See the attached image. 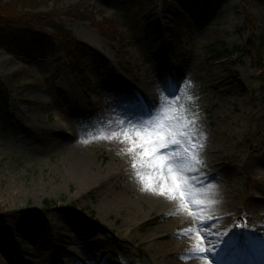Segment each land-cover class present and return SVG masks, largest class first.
<instances>
[{
	"label": "rangeland",
	"instance_id": "1",
	"mask_svg": "<svg viewBox=\"0 0 264 264\" xmlns=\"http://www.w3.org/2000/svg\"><path fill=\"white\" fill-rule=\"evenodd\" d=\"M210 2L207 17L211 24L199 27L206 11L202 0H54L42 4L35 13L52 12L60 5L61 24L82 47L78 64L53 41L45 45L43 58L29 62L11 56L0 39V78L8 83L17 73L25 74L23 82L12 89L8 115L0 121V238L8 246L7 251L0 248V264H77L71 251L86 254L91 264H179L198 256L188 252L169 261L155 244L159 235H165L167 222H156L157 214H153L151 221L132 218L135 224L130 228L125 224L127 211L103 218L100 203L106 197L114 199L115 194L127 195L126 187L133 194L143 192L136 172L150 170L132 168L142 150L128 152L123 132L130 125L154 129L163 124L167 130L175 124L173 118L180 117L175 125L179 131L187 122L183 130L193 133L189 139L181 147L162 151L174 167L191 153L201 156L192 148L200 144L204 133L220 125L234 128L225 147L219 144L231 158L246 155L250 143L256 144L261 137V130L255 134V126L256 115L264 116V66L249 54L242 56V49L253 44L264 54V0ZM77 5L85 11L83 20L63 15ZM128 12L133 16L129 23L124 18ZM179 12L186 15L185 22L177 17ZM105 20L113 23L115 39L96 28ZM89 29L102 39L94 48L84 39L90 36ZM168 32L177 42L170 41ZM216 50L228 53L220 57ZM236 52L240 57L232 55ZM162 61L173 69L183 67L186 75L180 89L157 68ZM145 74L168 85L157 109L150 107L140 85ZM89 95L98 109L107 104L114 114L107 110L109 117L102 118L89 113ZM140 105L148 110H141ZM121 106L124 112L140 109L139 116L123 117ZM57 122L75 134L71 144L61 141L60 134L50 133ZM260 150L264 153L262 146ZM254 155L259 157L257 152ZM80 156L103 177L102 186L94 192H82L73 179L72 167ZM233 178L232 172L223 176L225 183ZM256 182L254 173L241 176L242 194L255 190ZM258 224L263 231L247 239L250 245L256 242L264 248V220ZM40 226L46 227L42 237L49 243L36 240ZM202 228L213 232L212 224ZM185 239L177 236L172 241L177 247Z\"/></svg>",
	"mask_w": 264,
	"mask_h": 264
},
{
	"label": "bare ground",
	"instance_id": "2",
	"mask_svg": "<svg viewBox=\"0 0 264 264\" xmlns=\"http://www.w3.org/2000/svg\"><path fill=\"white\" fill-rule=\"evenodd\" d=\"M89 34L90 36H86L84 39L94 48L102 39L90 29ZM157 68L170 76L172 82L169 83H176L178 89L182 87L186 75L183 67L173 69L171 64L162 61ZM135 78L140 80L138 75ZM140 85L146 92L145 97L148 96L147 100L151 104L150 107L157 109L162 103V92L164 90L168 91L166 81L153 79L145 74L144 81ZM89 97L90 102H92L91 112L89 113L99 114L102 118L109 117L106 113L114 114L107 104L105 108L98 109L96 100H92L93 98L90 95ZM154 98L158 99V102L153 100ZM141 105V110H148V107ZM140 109L124 112L122 106L118 107L123 117H125V114L130 117L132 115L138 117ZM107 110L108 112H106ZM153 112L155 113V110ZM256 118L255 134H258L257 132L261 130L262 135L256 144L250 143L246 155H234L231 158L225 151L220 150L219 144L225 147L227 140L232 139L235 134L234 128L227 129L224 125L216 127L215 130L209 133H204L201 136L200 144L192 148L199 150L201 153V156L198 155L196 158L201 160L202 163L195 167L203 169V171H197L194 175L191 173L182 174L188 175L194 181L192 185L193 193L195 199L202 202L200 207L192 203V195L189 196L187 201H182L178 195L175 199H169L167 196H160L150 191L133 194L131 188L126 187L127 195L115 194L114 199L111 197L112 199L108 200L106 197L100 203L101 216L104 218L113 212L127 211L129 220L127 219L125 224L127 227L132 228L135 224L132 222V218H138L136 221L141 222L150 220L153 214H157L156 222L159 220L167 222L165 235H159L157 243H155L160 245L158 252L166 256L169 261L179 259L188 252L198 255L185 263L179 262V264H264L263 246L256 245V242L255 245L254 243L250 245L247 239L248 236L263 231L258 222L264 220V153L260 150L261 146L264 150V116L257 114ZM49 130H51V134H60L63 142L70 143L75 139V134L69 132L71 128L61 122H57L55 128L51 127ZM52 139L56 138L53 137ZM256 152L259 157L254 155ZM229 172L233 173L234 178L225 183L223 176ZM247 173L255 174L256 188L251 193L245 191L243 195L240 178ZM72 175L82 192H94L103 183V177H98L99 174L95 172L93 165L84 156H80L73 165ZM108 176L106 174L104 177L108 178ZM182 204L185 206L181 207ZM200 217L202 218L200 219ZM243 218L248 221L241 224ZM201 221L204 223L202 224ZM183 224H188L189 228L184 229ZM211 224L213 225V232L211 234L206 233L202 225ZM39 230L36 240L49 243L47 239L42 237L43 233L47 232L46 227L40 226ZM219 233L221 235H217ZM177 236H183L186 239L175 247L172 240ZM6 243L5 238H0V248L4 251L8 249ZM71 243L77 244L78 242L72 240ZM197 245L212 250L201 254L197 251ZM262 249V253L258 252ZM70 254L75 258L77 264H91V259L86 254L82 253L83 257L74 254L72 251Z\"/></svg>",
	"mask_w": 264,
	"mask_h": 264
},
{
	"label": "trees",
	"instance_id": "3",
	"mask_svg": "<svg viewBox=\"0 0 264 264\" xmlns=\"http://www.w3.org/2000/svg\"><path fill=\"white\" fill-rule=\"evenodd\" d=\"M54 0H8L6 2L0 1V39L5 43L8 52L11 56L23 57L29 62H33L43 58L45 45L49 41L55 42L60 51L65 53L68 57L74 59L77 64L81 61L80 50L82 47L77 45V40L73 34L67 31L61 24L58 13L60 5L56 6V10L52 12H37L42 4L53 2ZM206 9L203 18L199 21L198 26L210 25V19L207 17L209 8L211 6L210 0H202ZM176 5V4H175ZM27 9L31 12L26 11ZM63 14V12H62ZM64 16L72 18L73 21H81L84 18L85 11L82 6H73L68 14ZM128 12L125 15L126 21L131 22L133 16ZM177 17L181 22H185L186 15L179 12ZM89 18L88 20H90ZM93 22L94 20L91 19ZM105 24H95L96 28L105 37L113 39L117 36V31L114 25L109 20H105ZM169 31H172L173 26ZM169 39L172 42H177L174 34L168 32ZM80 49V50H79ZM219 56L228 53L227 50L215 51ZM251 55L264 66L263 51L257 49L253 44L248 45L247 50L242 49V56ZM232 55L239 56L236 52ZM81 73L79 68H77ZM24 72L17 73L10 82H5L0 78V121H2L9 112V101L11 91L14 86L19 85L24 79ZM27 79H31L26 76ZM51 205V204H48Z\"/></svg>",
	"mask_w": 264,
	"mask_h": 264
},
{
	"label": "snow or ice",
	"instance_id": "4",
	"mask_svg": "<svg viewBox=\"0 0 264 264\" xmlns=\"http://www.w3.org/2000/svg\"><path fill=\"white\" fill-rule=\"evenodd\" d=\"M180 119V117H174L175 124L168 127L167 130L163 124H158L154 129L147 126L130 125L129 129L123 132V138L129 144V153L135 152L136 149L142 150L139 153V160L134 157L132 168L150 170L148 173L139 170L136 172L137 178L143 185V191L167 196L169 199H175L178 195L182 201H187L192 195V203L200 207L202 202L195 199L193 193L194 181L182 173L194 175L197 171H203V169L195 167L200 165L202 161L196 158L195 153H191L182 157L181 162L174 167V162L169 158V155L162 154V151L166 152L172 146L181 147L183 141L189 139L193 134L183 130L188 127L187 122L181 126V130H175V125L179 124ZM184 152L187 153L188 149L184 148ZM184 206V204L181 205V207ZM201 223L204 222L201 221ZM196 247L201 254L212 250L199 245Z\"/></svg>",
	"mask_w": 264,
	"mask_h": 264
}]
</instances>
